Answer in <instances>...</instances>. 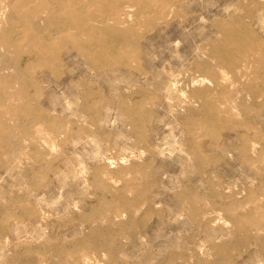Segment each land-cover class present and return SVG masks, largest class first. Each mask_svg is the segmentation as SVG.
Listing matches in <instances>:
<instances>
[{
    "label": "rangeland",
    "instance_id": "1",
    "mask_svg": "<svg viewBox=\"0 0 264 264\" xmlns=\"http://www.w3.org/2000/svg\"><path fill=\"white\" fill-rule=\"evenodd\" d=\"M18 1L0 264H264V0Z\"/></svg>",
    "mask_w": 264,
    "mask_h": 264
},
{
    "label": "bare ground",
    "instance_id": "2",
    "mask_svg": "<svg viewBox=\"0 0 264 264\" xmlns=\"http://www.w3.org/2000/svg\"><path fill=\"white\" fill-rule=\"evenodd\" d=\"M24 0H19L17 3H16V5H15V7L17 8V10H20L19 11V13H24V9H22V7L20 6V4H22V2H23ZM70 1H73V0H41V3H42V6L44 7V8H46L47 6H45V5H47L49 2H50V6H49V8H48V10H51V9H54L55 10V5H56V2H59V3H64V7H65V12H64V14L66 15V16H70L71 14H72V12L73 11H75V10H73L72 8H70V6H69V3H70ZM143 3H146V4H149L151 7L153 6V5H156V7H158V6H160L161 5V3H160V5H158V2L156 1V0H141ZM27 2V1H26ZM116 2L118 3V4H124V0H116ZM26 4H28V2L26 3ZM30 4V3H29ZM33 4V3H32ZM71 4V3H70ZM134 2L133 3H129V7L130 8H133V6H134ZM99 5H100V3H99ZM38 6V5H37ZM167 6V5H166ZM164 7L165 9L167 8V7ZM29 8H30V6H29ZM37 8V7H36ZM35 8V9H36ZM78 8V7H77ZM161 8H163V7H161ZM163 8V9H164ZM59 9V8H58ZM160 9V8H159ZM34 10V9H33ZM32 10V12H34ZM60 10V9H59ZM162 10V9H161ZM38 11V10H37ZM46 11V10H45ZM32 12H31V14H32ZM40 12H42L41 10L39 11V13ZM61 12H62V9H61ZM112 13H114V15L113 16H111V17H106V15L105 16H101V17H99V18H96V20L95 21H93V22H90V23H87L86 24V27L87 28H91V29H93V28H100V29H103V28H113V29H118L119 27H120V25L122 24V23H124V19H123V17L124 16H126V13H124L123 11H119V8L117 7V5L115 6V8L113 9V12ZM43 14H44V11L41 13V17L43 16ZM98 14V11H94V12H91V15H97ZM36 15V14H35ZM45 15V14H44ZM19 17V16H18ZM35 17V16H34ZM37 17V16H36ZM25 19H23V21H24ZM26 22V21H25ZM18 23V22H17ZM16 24V23H15ZM15 26H17V28H19L18 27V25H15ZM26 26V28H27V25H25ZM29 26V25H28ZM21 28H22V25H21ZM20 28V29H21ZM25 27H23V29H24ZM25 28V29H26ZM24 29V30H25ZM19 30V29H18ZM17 29H16V27H14V23H13V25L11 26L10 25V32L14 35V36H17V39H20V38H23V36H19V34H21L22 35V32L20 33L19 31H18ZM90 37H91V39L94 37L93 36V34H90ZM16 42L17 41H13V42H11V37H8V32H6V35H5V33H4V31L3 32H1V30H0V50H3L4 52V54H6V55H8V54H11V45H13L14 46V44H16ZM50 43V42H49ZM48 43V44H49ZM48 44H47V46L43 49V48H40V49H42V50H51L50 49V47H48ZM21 45V44H20ZM55 46H57L56 44H55ZM41 51H37V53H40ZM257 53V52H256ZM258 56V55H257ZM252 58V57H251ZM249 61H250V58H249ZM223 79L225 78L224 76L222 77ZM220 80V79H219ZM8 88H9V86H8ZM182 96H184L183 94H182ZM182 96H181V99H182ZM185 98V97H184ZM205 98H206V96H205ZM184 100V99H183ZM186 100V99H185ZM184 100V101H185ZM179 102H181V100H179ZM182 103V102H181ZM191 104V103H190ZM1 110V109H0ZM5 114H6V112H0V122L5 118ZM37 125V124H36ZM31 126V125H30ZM33 126V125H32ZM31 126V127H32ZM30 127V128H31ZM38 127V126H37ZM37 127H35V128H37ZM34 128V127H33ZM39 129V128H38ZM190 130L192 131V133H193V135L194 136H197V135H199L200 134V126L196 123V125H194V126H192L191 128H190ZM39 132V131H38ZM41 139V138H40ZM123 174V173H122ZM126 174V173H125ZM124 175V174H123ZM126 176V175H125ZM112 213V212H111ZM91 257L89 256V254H88V252H83V253H81V254H79V260H80V262L81 263H85L86 264V262H87V264H92V262H91Z\"/></svg>",
    "mask_w": 264,
    "mask_h": 264
}]
</instances>
